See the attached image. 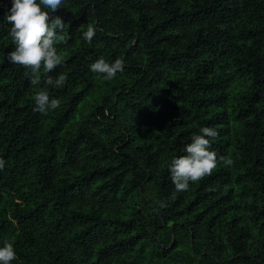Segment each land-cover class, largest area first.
<instances>
[{"label": "trees", "instance_id": "obj_1", "mask_svg": "<svg viewBox=\"0 0 264 264\" xmlns=\"http://www.w3.org/2000/svg\"><path fill=\"white\" fill-rule=\"evenodd\" d=\"M11 6L0 0L11 264H264V0H67L54 13L64 60L47 73L63 87L8 62ZM100 58L125 71L103 79ZM41 90L61 102L47 115ZM203 127L233 165L177 192L169 165Z\"/></svg>", "mask_w": 264, "mask_h": 264}, {"label": "clouds", "instance_id": "obj_2", "mask_svg": "<svg viewBox=\"0 0 264 264\" xmlns=\"http://www.w3.org/2000/svg\"><path fill=\"white\" fill-rule=\"evenodd\" d=\"M67 0H12V6L5 15L8 24L11 25L9 36L11 37L14 49L7 53V60L14 65H20L30 69L31 84L39 85L41 69L46 75L45 87L55 85L63 87L65 77L60 75L53 79L47 75L60 66L64 57L59 54L57 41L64 40L59 32L65 28L64 20L54 16ZM96 29L89 24L83 33L84 40L91 44ZM66 43V41H64ZM91 71L102 75L105 80H112L117 73L125 71V63L116 59L113 63L100 58L90 66ZM35 111L47 115L50 111L58 109L61 102L58 99L50 98L48 91L41 90L34 97ZM202 134L193 135L192 142L186 145L185 155L175 157L169 165L171 179L177 192H185L190 188V182H197L206 176H210L217 168L218 163L225 166L233 165L231 158L219 157L217 153L210 150L212 141L217 139L219 132L212 127L200 129ZM6 162L0 158V171L4 169ZM163 203L160 207H164ZM17 253L13 243L5 241L0 247V264H11L16 260Z\"/></svg>", "mask_w": 264, "mask_h": 264}]
</instances>
